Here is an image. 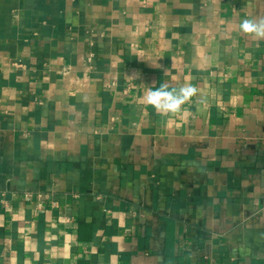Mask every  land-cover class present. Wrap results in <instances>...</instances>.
I'll return each mask as SVG.
<instances>
[{"label":"crops","instance_id":"0c3cea01","mask_svg":"<svg viewBox=\"0 0 264 264\" xmlns=\"http://www.w3.org/2000/svg\"><path fill=\"white\" fill-rule=\"evenodd\" d=\"M253 17L264 0H0V264H264ZM162 83L198 92L158 113Z\"/></svg>","mask_w":264,"mask_h":264},{"label":"clouds","instance_id":"9594fccd","mask_svg":"<svg viewBox=\"0 0 264 264\" xmlns=\"http://www.w3.org/2000/svg\"><path fill=\"white\" fill-rule=\"evenodd\" d=\"M252 0H249L251 4ZM239 30L257 40H264V17L245 18L239 23ZM198 89L191 84L170 88L162 83L156 88H149L144 95V101L158 113L175 114L181 111L182 106L197 95Z\"/></svg>","mask_w":264,"mask_h":264},{"label":"built area","instance_id":"2783aa9c","mask_svg":"<svg viewBox=\"0 0 264 264\" xmlns=\"http://www.w3.org/2000/svg\"><path fill=\"white\" fill-rule=\"evenodd\" d=\"M28 195H30V194H28Z\"/></svg>","mask_w":264,"mask_h":264}]
</instances>
